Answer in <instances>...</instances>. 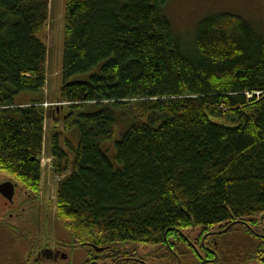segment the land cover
Wrapping results in <instances>:
<instances>
[{
	"label": "trees",
	"instance_id": "obj_1",
	"mask_svg": "<svg viewBox=\"0 0 264 264\" xmlns=\"http://www.w3.org/2000/svg\"><path fill=\"white\" fill-rule=\"evenodd\" d=\"M168 1L64 0L57 101L73 143L44 106L51 0H0V174L38 195L45 149L75 244L156 246L220 226L258 242L230 247L244 259L262 248L249 231L264 220V39L219 13L185 42Z\"/></svg>",
	"mask_w": 264,
	"mask_h": 264
},
{
	"label": "flooded vegetation",
	"instance_id": "obj_2",
	"mask_svg": "<svg viewBox=\"0 0 264 264\" xmlns=\"http://www.w3.org/2000/svg\"><path fill=\"white\" fill-rule=\"evenodd\" d=\"M5 184L13 186V194L9 201L5 195L9 194L10 188L0 191V264H264V234L249 231L261 241L259 245L262 248L251 250L244 259H240V251L237 253L236 249H230L236 244L227 240L231 237L240 239L242 234L228 233L230 228L217 232L191 229L188 234H170L160 245L121 250H108L89 243L85 246L75 244L66 232H55L52 240L47 237L44 247L40 248V241L31 237L29 232L22 233L16 224L19 214L25 212L33 227L35 217L42 215L41 206L36 210L32 201L19 202L16 182L0 174V187ZM55 221L53 226H59ZM45 229L50 231L51 227L48 225ZM252 253L261 256L259 261L252 259Z\"/></svg>",
	"mask_w": 264,
	"mask_h": 264
},
{
	"label": "rangeland",
	"instance_id": "obj_3",
	"mask_svg": "<svg viewBox=\"0 0 264 264\" xmlns=\"http://www.w3.org/2000/svg\"><path fill=\"white\" fill-rule=\"evenodd\" d=\"M219 13H228L243 19L245 22L250 24L264 39V0H169L166 6L163 8V15L169 21L173 31L185 42H190L192 40L197 25L203 19ZM63 17L64 0H51L48 26L40 34V37L44 41L48 50L46 62L47 84L44 90L46 103L44 106L49 111L51 116L60 119L57 120L55 131L56 133L60 134L61 141L67 138L71 142L75 143L77 142V138H75L74 134L69 133L65 135L63 132L61 118L64 108L62 107V104L57 101V93L61 82L60 71L63 42ZM26 100L27 97H24L21 101L23 102ZM123 127L124 126L121 125L120 131L124 129ZM50 128L51 122L47 120L45 131L46 143L48 140L47 138L49 137ZM113 143L114 142H110L104 146V150L112 162H114ZM39 163L42 172L38 195L30 194L29 192H26L20 184H16L18 190V201H32L34 202L36 210H39V206H41L42 215L39 218L35 217L32 227L30 217L24 212L23 215L19 214V220L16 225H18L22 233L26 234L29 232L31 237H33L36 241H40V248H43L47 237L51 241V238L54 237L53 234L55 232L56 234L61 232L65 233V230L60 226L59 223V226H53V223L56 222L55 203L57 186L65 176L59 177L53 174L52 159L47 156L45 149L40 156ZM48 225L51 227L50 231L45 229L48 228ZM59 228L60 230H58ZM261 228H264V220L261 224ZM222 229L224 228L217 226L210 230L217 232ZM195 230L196 232L202 231L201 229ZM183 232L188 234L189 230ZM256 233L260 235L264 234V230L259 228L256 230ZM230 240L227 241L232 242V244H242V246H244L243 248H248L246 246L249 245V248H251L253 246L252 244L258 243L252 241L251 239L250 244L246 243L244 242L246 240H242V237H240V239L231 237ZM130 247L135 248L136 246ZM251 264L257 263L251 262Z\"/></svg>",
	"mask_w": 264,
	"mask_h": 264
},
{
	"label": "water",
	"instance_id": "obj_4",
	"mask_svg": "<svg viewBox=\"0 0 264 264\" xmlns=\"http://www.w3.org/2000/svg\"><path fill=\"white\" fill-rule=\"evenodd\" d=\"M6 187H7V189H8V187L11 189V191H10V189H8V190H9V194H6V195H5L6 198L10 201V200H11V197H12V194H13V192H12V190H13V186H12V185H9V184H5V185H3V186L0 187V191L3 190V189L6 188ZM7 195H8V196H7Z\"/></svg>",
	"mask_w": 264,
	"mask_h": 264
}]
</instances>
